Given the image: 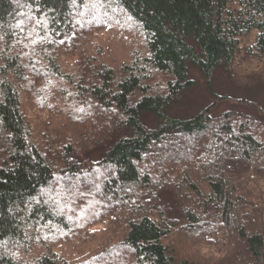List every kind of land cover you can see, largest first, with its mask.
<instances>
[{
    "label": "trees",
    "instance_id": "1",
    "mask_svg": "<svg viewBox=\"0 0 264 264\" xmlns=\"http://www.w3.org/2000/svg\"><path fill=\"white\" fill-rule=\"evenodd\" d=\"M0 264H264V0H0Z\"/></svg>",
    "mask_w": 264,
    "mask_h": 264
},
{
    "label": "rangeland",
    "instance_id": "2",
    "mask_svg": "<svg viewBox=\"0 0 264 264\" xmlns=\"http://www.w3.org/2000/svg\"><path fill=\"white\" fill-rule=\"evenodd\" d=\"M108 18V17H107ZM109 19V18H108ZM113 18L109 19L110 21H112ZM123 24V28H126V29H130L132 31H135L136 28L134 27L133 24H131L130 22H126V19L122 20ZM121 26V27H122ZM119 26H113V25H110V27H107V37H109V41H108V45L109 46H115L117 48L118 46V41L121 39V35H122V30L123 28H121ZM135 33V32H134ZM135 35H139V34H136ZM140 40H137V42H141L142 39L139 38ZM122 48V47H121ZM121 52H125V49L122 48ZM100 229L99 227H97L96 230ZM97 246V245H96ZM94 246V247H96ZM72 246L68 245V244H62L60 246V250L63 252V253H66V255L69 256V253L71 252L70 248ZM93 247V248H94Z\"/></svg>",
    "mask_w": 264,
    "mask_h": 264
}]
</instances>
